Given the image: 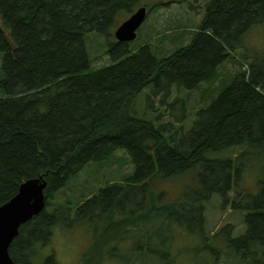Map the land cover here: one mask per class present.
<instances>
[{
    "label": "trees",
    "instance_id": "16d2710c",
    "mask_svg": "<svg viewBox=\"0 0 264 264\" xmlns=\"http://www.w3.org/2000/svg\"><path fill=\"white\" fill-rule=\"evenodd\" d=\"M172 2L203 8L195 28L175 27L174 34L142 42L143 23L141 43L115 39L110 63L92 67L87 33L111 37L137 9L146 7L148 18ZM262 23L264 0H0V205L22 182L47 181L44 209L9 248L13 264H59L54 249L43 255L42 248L56 227L80 223L89 224L93 237L79 264H178L174 225L199 232L215 193L222 206L243 211L247 224L238 237L230 224L217 232L226 233L232 257L264 264V56L241 50L246 34ZM167 39L174 46L163 53ZM231 60L240 69L227 77L222 68ZM148 86L151 106L155 95L164 101L173 89L186 90L187 102L198 93L203 108L188 130L183 109L160 125L137 115V97ZM119 150L134 170L97 190L80 189L77 176L88 163L132 169L126 154L115 156ZM255 158L263 166L253 193L241 183ZM191 171L198 185L172 201L155 187Z\"/></svg>",
    "mask_w": 264,
    "mask_h": 264
},
{
    "label": "rangeland",
    "instance_id": "374dc122",
    "mask_svg": "<svg viewBox=\"0 0 264 264\" xmlns=\"http://www.w3.org/2000/svg\"><path fill=\"white\" fill-rule=\"evenodd\" d=\"M196 5L197 4L194 3L195 7ZM195 7L192 9L186 4L172 2L168 6L150 13L142 26L144 27L142 30V42L147 40L148 37H158L165 31L169 34H174L176 32L175 27H177L176 30H184V28L187 27V24H190L189 26H192L193 28L195 24H198L201 21L204 14L203 8L199 7L198 10L197 7ZM176 19H179L180 21L177 22ZM4 27L9 35V30H7L6 26ZM189 37L190 34H187L184 41L187 42ZM113 40H115V37L113 36L108 37L96 32H89L86 34L85 42L88 53L92 59L93 68H101L110 63L111 58L107 49L109 43ZM163 42L164 49H166L161 50L163 53L167 52V50L174 46L170 39ZM134 43H137L136 45L141 43L140 38L138 37ZM156 43L154 46L159 47ZM241 50H245V54L256 53L264 56V23L252 28L246 34L244 47ZM2 56L3 54L0 52V79L3 77ZM235 59L237 60L240 58L237 57ZM246 68L249 69V66L245 64V69ZM239 69L240 65L235 64L234 61L231 60L225 64L222 68V72L226 74L227 77H230ZM260 69L264 71V64ZM151 89V86H148L138 95L136 113L145 119L154 121L157 125H160L162 121H176L177 119L173 115L179 116L183 109L185 114L183 121L187 124L186 130H188L192 120L196 119L197 111L203 108L200 106L204 104L203 100L199 99L200 96L197 97V92H193V96L190 101L187 102L186 98H184L185 96L181 94L186 90L177 91L174 89L172 91L173 93H171V95L164 101H162L164 98L160 95H155L154 98L151 99L154 102V105L152 104L151 106L148 103V94ZM172 100L176 101L173 109L169 108V104L173 102ZM183 104H185V108H183ZM158 110H160L159 115L156 113ZM174 124L178 123L174 122ZM123 154L128 156L130 160V162L129 160L128 162L132 165V169L128 164L124 165L125 159L120 160L122 166H126L125 168L119 167L117 163L107 165L109 160L103 161L104 163H88L77 176L80 189L86 191L84 187L88 186L92 188L91 191L97 190L104 180L111 178L112 180L117 181L124 173L133 171L134 164L131 162L130 156L124 150L117 151L115 156L119 157ZM219 155V153H213L210 156ZM252 161L253 165L248 167L244 173L241 186L243 189L256 193L260 185L257 179V173H259V168L263 166L264 162H258L256 158ZM193 172L191 171L183 177L159 179L156 181L155 187L158 190H166L168 192L167 200L172 201L179 197L185 190H191L198 185L196 174ZM62 197L65 196L58 193L57 198L61 199ZM73 198L72 201L75 202ZM204 216L203 228L197 229L199 232H191L184 228V226L174 225L172 252L175 254L178 264H247L245 263V260H243L245 257L236 259L232 257L230 248H228L227 240L224 236L226 233L217 234L219 229L228 224L232 226V237H238L243 234L247 228V224L244 222L243 218V211L232 210L230 206H222L221 195L215 193L210 202L207 203ZM92 237L93 231L88 223H80L70 228L56 227L50 243L42 248V254L47 255L51 249H54L56 260L59 264H79L81 254H83V252L90 246ZM236 247L239 249L240 246ZM105 264H114V260H106Z\"/></svg>",
    "mask_w": 264,
    "mask_h": 264
},
{
    "label": "water",
    "instance_id": "95a60500",
    "mask_svg": "<svg viewBox=\"0 0 264 264\" xmlns=\"http://www.w3.org/2000/svg\"><path fill=\"white\" fill-rule=\"evenodd\" d=\"M146 16V7L137 9L116 29L117 40H135ZM46 186L47 181L44 178L28 179L21 183L17 194L0 205V264L14 263L9 248L19 235L20 227L44 209Z\"/></svg>",
    "mask_w": 264,
    "mask_h": 264
}]
</instances>
